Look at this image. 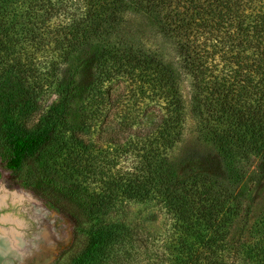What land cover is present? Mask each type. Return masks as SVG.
<instances>
[{
    "label": "trees",
    "instance_id": "1",
    "mask_svg": "<svg viewBox=\"0 0 264 264\" xmlns=\"http://www.w3.org/2000/svg\"><path fill=\"white\" fill-rule=\"evenodd\" d=\"M127 16L173 59L131 35ZM52 88L57 101L36 118ZM187 115L221 175L180 174ZM0 156L73 225L71 264L128 255L116 247L130 230L104 221L126 201L170 218L168 264H264V201L250 219L264 171L248 170L264 164V0H0Z\"/></svg>",
    "mask_w": 264,
    "mask_h": 264
},
{
    "label": "rangeland",
    "instance_id": "2",
    "mask_svg": "<svg viewBox=\"0 0 264 264\" xmlns=\"http://www.w3.org/2000/svg\"><path fill=\"white\" fill-rule=\"evenodd\" d=\"M126 28L131 35L140 39L148 48L167 53L173 59L171 48L147 26L143 19L137 16H127ZM39 59L42 63L46 61L43 56ZM182 95L187 105L189 88L186 81L182 86ZM55 101H57L55 88L48 89L40 99L36 118ZM149 109L147 117L152 119L158 114V109H153V107ZM140 122H142L140 128L143 129L147 125L145 117ZM184 133L183 141L173 153L180 174L185 176L193 172H207L221 175L222 167L218 156L210 146L199 141L195 133V123L190 115L186 117ZM1 160L0 156V164ZM133 163V159L126 158L122 166L130 168ZM263 165L258 160H253L248 169L249 174L258 171L262 173ZM19 179L14 174L1 173L0 194L14 192L27 200L28 216L35 226L39 238L38 258H41L45 252L50 253L57 249L50 264H71V259L77 255L82 245L74 232L73 225L57 210L47 206L42 199L23 188ZM254 185L251 184V186ZM251 197L253 209L250 219L252 222L263 205L264 179L253 191ZM104 221L118 223L130 230V238H125L127 247H116L123 253L128 249L129 253L124 258L122 257L117 264H168L165 249L172 239V222L157 202H122L104 217Z\"/></svg>",
    "mask_w": 264,
    "mask_h": 264
},
{
    "label": "water",
    "instance_id": "3",
    "mask_svg": "<svg viewBox=\"0 0 264 264\" xmlns=\"http://www.w3.org/2000/svg\"><path fill=\"white\" fill-rule=\"evenodd\" d=\"M13 204L0 210V264H33L38 257V233L28 216L27 200L14 192L2 193ZM12 198V199H11ZM9 202V203H10ZM2 196H0V205ZM5 219L7 224H2ZM11 228V229H9ZM4 229V230H3ZM55 251H51L39 264H50Z\"/></svg>",
    "mask_w": 264,
    "mask_h": 264
},
{
    "label": "flooded vegetation",
    "instance_id": "4",
    "mask_svg": "<svg viewBox=\"0 0 264 264\" xmlns=\"http://www.w3.org/2000/svg\"><path fill=\"white\" fill-rule=\"evenodd\" d=\"M1 173H3V174H8V173H4V171L3 170H0V174ZM10 174V173H9ZM1 196H2V203H1V205H0V210H2V208L3 209H5V207H9L10 205H12L13 203L12 202H10V199H9V197L8 196H6V194H0ZM12 199V198H11ZM10 202V203H9ZM2 222V224H7L8 222H5V219L4 220H2L1 221ZM9 229H11V228H9ZM1 230H2V228L0 227V233H1ZM4 230V229H3ZM57 250V249H56ZM56 250H55V252H56ZM46 253V252H45ZM43 253L42 254V256H41V258H38V257H36V258H34V260H33V264H39V262H41L42 260H43V257L44 256H47L48 255V253Z\"/></svg>",
    "mask_w": 264,
    "mask_h": 264
}]
</instances>
